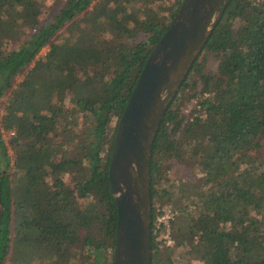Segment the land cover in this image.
I'll return each mask as SVG.
<instances>
[{
	"label": "trees",
	"instance_id": "obj_1",
	"mask_svg": "<svg viewBox=\"0 0 264 264\" xmlns=\"http://www.w3.org/2000/svg\"><path fill=\"white\" fill-rule=\"evenodd\" d=\"M46 1L0 0V264H113L116 124L181 0H62L41 22ZM150 193L151 264H264V0L225 6L161 119Z\"/></svg>",
	"mask_w": 264,
	"mask_h": 264
},
{
	"label": "water",
	"instance_id": "obj_2",
	"mask_svg": "<svg viewBox=\"0 0 264 264\" xmlns=\"http://www.w3.org/2000/svg\"><path fill=\"white\" fill-rule=\"evenodd\" d=\"M229 0H181L117 121L108 164L117 207L113 264H151L150 155L169 103Z\"/></svg>",
	"mask_w": 264,
	"mask_h": 264
},
{
	"label": "rangeland",
	"instance_id": "obj_3",
	"mask_svg": "<svg viewBox=\"0 0 264 264\" xmlns=\"http://www.w3.org/2000/svg\"><path fill=\"white\" fill-rule=\"evenodd\" d=\"M46 2H48V10L47 11H43V13L41 14V22H45L47 20H49L56 12L57 10L59 9L61 3H62V0H47ZM145 3V1H143ZM101 37H102V40H104L105 38L107 37H110V34H108L107 32H104L101 34ZM111 38V37H110ZM47 50V47H44L42 50H41V53H44L45 51ZM207 66L209 67H214L215 66V61L213 59H210V61H207ZM22 75H19L17 79H20ZM8 93L7 92L5 95L2 96L1 98V106L5 103L7 97H8ZM194 99L193 100H190L187 105L184 107V111H188L194 104ZM9 133L6 132L4 133V137L5 139L7 140V137H8ZM72 152L74 151L73 149L71 150ZM12 152V151H10ZM164 170V168H163ZM167 175L169 177H172V178H177V177H180V176H184V177H189L190 176V172H189V168L180 163L179 161L175 160V159H172L170 160V165L169 167L167 168V171H166ZM64 179L66 181H70V176L69 175H64L63 176ZM166 211L163 215H160L159 218H158V221L159 220H164L166 219L168 216L171 215V211L169 208H165ZM165 237L167 238V243H170L172 242V240L168 237L167 234H165ZM85 263V260H82V264ZM8 264V263H6Z\"/></svg>",
	"mask_w": 264,
	"mask_h": 264
},
{
	"label": "built area",
	"instance_id": "obj_4",
	"mask_svg": "<svg viewBox=\"0 0 264 264\" xmlns=\"http://www.w3.org/2000/svg\"><path fill=\"white\" fill-rule=\"evenodd\" d=\"M12 133V132H11Z\"/></svg>",
	"mask_w": 264,
	"mask_h": 264
}]
</instances>
